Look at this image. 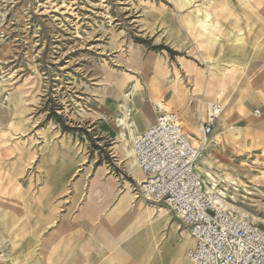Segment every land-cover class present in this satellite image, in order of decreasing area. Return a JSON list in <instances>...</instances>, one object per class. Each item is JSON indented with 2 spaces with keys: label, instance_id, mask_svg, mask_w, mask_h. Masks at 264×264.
Wrapping results in <instances>:
<instances>
[{
  "label": "rangeland",
  "instance_id": "1",
  "mask_svg": "<svg viewBox=\"0 0 264 264\" xmlns=\"http://www.w3.org/2000/svg\"><path fill=\"white\" fill-rule=\"evenodd\" d=\"M176 1L179 0H0V264H61L60 259L54 258L50 238L33 239V219L31 223L29 219H10L6 212L13 206L8 204L20 199L25 188L33 187L35 167L48 158L51 143L61 141L63 150L73 146L70 137L73 131L65 126L74 124L70 121L72 115L87 110V103L93 99L89 94L95 87L106 81L116 98L126 100L132 89L124 94L116 77L127 68L117 61V53L109 45L120 35L145 44L150 52L158 54L159 41L165 37V12L175 11ZM178 29L181 33L179 26ZM184 29L189 35V25ZM166 36L172 38L169 32ZM141 65L140 58L134 57L132 67L140 70ZM144 76L149 97L155 104L156 100L163 102V77L158 67ZM141 82L144 86V77ZM227 97L230 98L226 103L218 100V95L206 93L203 99L195 98L197 103L201 102L195 106L196 110L184 106L178 115L182 121L185 111L199 129L196 112H201L204 119L207 105L219 103L222 108L219 120L226 118V124L219 122L211 142L218 136L221 144H212L204 152L210 163L203 172L199 161L198 170L208 190L214 185L217 191L225 193L224 203L228 206L225 207L247 214L252 223L264 228V130L259 126L264 123V116L254 118L252 97ZM164 104L168 111L159 108V112H171L174 101ZM236 114L248 123L245 120L234 126ZM132 117L129 113L128 120ZM246 125L251 130L247 134L243 132ZM78 129L80 132L73 134L75 141L84 149L86 146L89 155L94 154L99 147L94 141L98 140L85 133V126ZM232 135L238 138L236 142ZM113 142L105 144L113 153L110 159L116 161L112 147L117 144L112 145ZM117 143L121 145L118 138ZM166 215L180 222L168 211ZM120 235L121 229L116 226L93 245L100 253L96 264L124 261L130 250L139 259H145L153 244L151 229L144 228L124 244L120 243ZM178 242V237L171 233L155 264H176L178 260L188 264L186 247L193 244V238L186 232L185 248L180 251ZM88 244L89 241L81 248L86 264L91 260L90 254L84 252ZM65 260L67 264H82L81 258L74 254L67 255Z\"/></svg>",
  "mask_w": 264,
  "mask_h": 264
},
{
  "label": "crops",
  "instance_id": "2",
  "mask_svg": "<svg viewBox=\"0 0 264 264\" xmlns=\"http://www.w3.org/2000/svg\"><path fill=\"white\" fill-rule=\"evenodd\" d=\"M165 13V37L159 41L158 54L150 52L145 44L120 35L113 45L109 43L110 50L117 53V61L127 68L116 77L119 89L125 94L134 84L139 85L128 103V115H133L131 121L138 137L160 115H178L184 106L190 111L196 110L195 106L201 102L197 103L195 98L203 99L206 93L218 95V100L226 103L231 97L227 95L252 97L255 102L252 109L261 113L254 118L264 116V0H179L175 11ZM185 25L190 27L189 35ZM168 32L172 38L166 36ZM134 57L142 61L140 70L132 67ZM155 66L163 77L161 99L164 103L174 101L168 113H160L158 106L155 110L157 104L147 93L144 73L151 74ZM141 77H144V86ZM114 93L106 81L95 87L89 94L93 99L87 103V110L72 115L70 121L74 124L65 126L73 134L85 126V133L98 140L94 141L99 144L95 153L89 155L86 146L80 147L73 134L70 136L73 146L67 149L63 150L61 141L51 143L48 158L40 160L35 167L33 187L25 188L20 199L8 204L13 208H8L6 213L12 220L29 219L31 223L33 219V239L50 238L51 244L54 243V258L60 259L61 264H67L65 259L69 254L78 255L82 264H86L81 248L88 241L84 252L91 256L88 263L96 264L100 253L93 245L116 226L121 229L122 244L144 228L151 229L153 244L145 259H139L130 250L124 261L113 264H155L171 233L179 239V251L185 248L186 232L194 241L186 247L188 264H191L189 251L195 247L196 238L188 227L182 228L181 221L166 215L168 211L177 218L167 207L149 203L141 196L139 186L144 174L117 143L124 99L116 98ZM196 117L200 126L203 118L197 112ZM233 120L235 126L246 119L236 114ZM218 125L219 120L213 135ZM262 127L264 130V123ZM183 128L194 141L200 139V129L195 135ZM250 131L247 125L243 127L245 134ZM110 141H115L112 145L117 144L112 147L116 161L110 159L113 153L105 144Z\"/></svg>",
  "mask_w": 264,
  "mask_h": 264
},
{
  "label": "built area",
  "instance_id": "3",
  "mask_svg": "<svg viewBox=\"0 0 264 264\" xmlns=\"http://www.w3.org/2000/svg\"><path fill=\"white\" fill-rule=\"evenodd\" d=\"M221 112L219 104L207 105L198 141L185 132L177 114L158 116L134 145L144 174L139 191L149 203L167 207L191 230L196 238L189 251L191 264H264V228L216 203L197 167ZM260 115L255 111V117Z\"/></svg>",
  "mask_w": 264,
  "mask_h": 264
},
{
  "label": "bare ground",
  "instance_id": "4",
  "mask_svg": "<svg viewBox=\"0 0 264 264\" xmlns=\"http://www.w3.org/2000/svg\"><path fill=\"white\" fill-rule=\"evenodd\" d=\"M138 88V85L137 83L132 87V91L127 95L126 100L124 101V110L122 111V116L120 117L119 119V125L121 127V130H120V134L118 136V141L121 143L126 155L132 159V163L135 165L137 163L136 161V158H135V154H134V145H135V142L137 141L138 139V135L136 134V128L133 124L132 121H129L128 120V103L132 101L133 99V96L135 94V90ZM128 93V92H127ZM126 94V93H125ZM156 103L158 104L159 108L164 111V112H167L168 111V108L167 106L160 100H156ZM201 114V112H200ZM222 114V112H221ZM220 114V116H221ZM219 116V117H220ZM205 119V118H204ZM220 124L221 125H225L226 124V118H221L219 120ZM182 124L183 126L184 125H187V128L189 129L190 132L194 133L195 135H197L199 133V129H197V126L195 124V121L194 120H190L189 117L187 116V113L185 111H183V118H182ZM232 124V123H231ZM228 126V125H227ZM254 126V125H253ZM259 126H262L259 125ZM251 128V127H250ZM262 128V127H261ZM259 130V129H258ZM261 130V129H260ZM251 132V131H250ZM255 132V131H254ZM256 133V132H255ZM261 134V133H260ZM253 135V134H252ZM256 136V135H254ZM232 139L234 140V142H236L238 140V138L235 137V135H232ZM251 137V136H250ZM253 140V139H252ZM264 142V141H263ZM213 144V146H218L221 144V140L218 136H216L214 138V141H212L208 147H207V150H210V146ZM262 145V144H260ZM211 146V147H213ZM209 148V149H208ZM210 153V152H208ZM207 153V154H208ZM201 162L202 163V166H200L199 169H201L203 172L206 171V166L209 165L210 161L208 160L207 156L206 155H202L198 162ZM198 165V164H197ZM199 167V166H198ZM206 173V176L210 177L209 180L212 179V177ZM209 181L207 180V183ZM210 184V183H209ZM209 187V185H208ZM99 188V187H98ZM218 194H215L214 191ZM210 192H212L213 194H215V198H216V203L218 204H221L222 206H227L224 201L226 200V197H225V193L223 192H219L216 190L215 186L213 185L212 187H210ZM102 198V197H101ZM100 198V199H101ZM222 198V199H221ZM228 207V206H227ZM239 212V211H238ZM239 213H242V212H239ZM242 215L244 216H248L247 214L245 213H242Z\"/></svg>",
  "mask_w": 264,
  "mask_h": 264
}]
</instances>
